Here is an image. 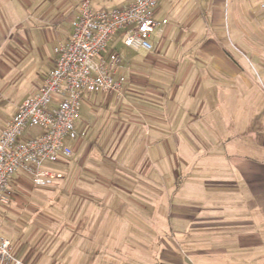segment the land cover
Here are the masks:
<instances>
[{"label":"crops","instance_id":"1","mask_svg":"<svg viewBox=\"0 0 264 264\" xmlns=\"http://www.w3.org/2000/svg\"><path fill=\"white\" fill-rule=\"evenodd\" d=\"M126 1L128 0H93L91 5L94 10L109 11L127 8L135 0H129L127 7H108ZM253 2L262 3L261 7H264V0H159L155 20L158 23L156 29L164 27L161 41L154 43L153 51L143 50L141 67L135 66L136 70L130 75L127 76L120 68L117 71L118 76L125 78L124 98L115 97L116 105L125 119L120 124L119 143L112 145L108 158L117 155L120 150L122 152V145L125 144L126 148L122 152L124 164L119 165L134 172L135 180L148 185L150 182L147 170L149 167L138 165L139 153L143 147H139L134 140L139 133L136 138H129L133 124H140L142 127L144 124L151 125L149 134L153 143L150 148L145 149L151 154L158 150L156 138L158 139L161 126L182 124L183 128L192 123L208 125L210 121H215L219 129L218 120L214 119L213 113L221 101L218 98L221 93L230 92V97L235 98L236 109L245 102L251 91L261 88V83L251 74L250 66L259 58L256 64L264 70V58L260 49H257L259 45L264 50V11L261 13L259 6H255ZM9 5L15 7L9 9ZM73 5L71 0H0V12L3 13L4 21V30L0 31V55L6 53V56L0 57V79L15 69L10 61V54L17 52L13 44L24 47L28 45L31 51L36 47L38 53L47 55L48 51L54 54L60 43L68 41L73 31V11L77 7ZM16 9L23 16L12 22L11 18L14 19V16L8 13H14ZM168 14H174L177 21L183 22L182 29H175L176 26L170 25ZM164 20L167 21L165 25L162 23ZM207 25L214 28L209 36L207 32L203 35ZM1 26L0 22V28ZM21 28L24 29L20 31ZM227 29H231L232 37ZM195 43L198 44L196 52L187 54L188 47ZM231 44L235 45V54L230 51ZM109 56L104 58L108 59ZM4 60L9 61L13 69ZM242 62L245 64L242 65ZM54 65L55 62L44 76H39L37 90ZM245 92L247 93L244 95L240 94ZM114 96L110 95L106 104ZM233 102L228 101L226 107L232 106ZM20 106L7 113L0 109L3 112H0V133L10 125ZM130 107L138 113L137 116L129 113L127 109ZM174 107L181 111L179 115L174 112ZM196 109L199 111H195ZM239 120L240 118L235 117V130ZM129 156H137L134 164L132 159H128ZM51 173L57 175V178L48 186H35L31 177L24 172L15 174L11 180V204L1 209L14 210L16 218L11 220L12 226L5 231L6 234L0 237L11 241V256L14 261L20 264H97V236H104L108 238L103 244V251L100 250L102 256L98 259V264H126L124 259L127 257L112 248L110 237L153 235L154 228L147 227L153 225H147L151 221L148 216L137 214L134 223L126 224L124 217L122 218L124 215L114 212L120 204L127 203L121 196L107 197L104 204L99 203L105 213H96L97 197L90 191L96 180H87L88 190L84 192V197L58 199L63 202V208L62 211H54L55 200L48 197L47 193L50 189L61 186V170ZM100 182L105 187L115 185L125 192L130 183L121 181L117 184L106 176ZM141 201L143 200L135 199L134 203L142 210L148 211V205H151V211L154 210L153 198L147 197L146 203ZM241 203L248 205L250 198H244ZM112 215L115 217L111 220ZM262 220L263 223L260 224L246 212L238 211L232 224H222L221 229L225 231L218 241L219 264H264V214ZM210 221H215L210 215L198 220L195 226L191 220L189 232L183 231V234L193 235V231L203 229L204 224L209 225ZM260 226H263L262 232L254 230ZM230 235L235 237L232 248L228 244ZM193 253L198 255V259H205L203 251L193 250ZM106 254L110 255L106 257ZM160 259L164 264L182 263L181 256L170 248L161 250Z\"/></svg>","mask_w":264,"mask_h":264},{"label":"rangeland","instance_id":"2","mask_svg":"<svg viewBox=\"0 0 264 264\" xmlns=\"http://www.w3.org/2000/svg\"><path fill=\"white\" fill-rule=\"evenodd\" d=\"M81 1L71 0V3L74 4L73 7L77 5L73 11V19L76 18L78 5ZM91 2L93 4V0ZM128 2L129 0L123 4H113L108 7H127L130 4ZM254 3L255 6H259V11L262 13L264 11V7H261L262 3ZM13 7L15 6L9 5L8 8L13 9ZM17 9L14 13H8L14 16V19L11 18L12 22L23 16V13ZM7 11L9 10L7 9ZM168 15L170 25L176 26L175 29H182L183 22L177 21L174 14ZM0 22L2 25L0 31L2 32L4 21L1 12ZM8 23L10 24V21ZM24 28L27 29V27ZM24 28L19 30L22 31ZM163 29V26L158 27L148 38L153 48L155 42L161 41ZM213 30L214 28L207 25L203 35L207 32L209 36ZM262 30L264 31V29ZM226 31L230 32L231 37L233 36L231 29ZM120 40L119 38L110 43L102 55L107 58L112 52L118 53L121 59L118 70L120 68L128 76L136 70L135 66L141 67L144 51H136L126 47ZM13 46L10 47L15 48L17 52L10 54L12 59L10 61H12L15 69L0 79V109L6 113L12 112L27 98L36 94L35 92L39 90L36 89V84L40 82L39 76H44V73L56 61L55 52L53 54L48 51L47 55L44 53L41 55L36 47L31 51L28 45L24 47L13 44ZM197 47L198 44L196 43L190 45L187 54L195 53ZM257 49H260L262 58H264L263 47L258 45ZM230 51L235 54V45H230ZM3 56H6L5 52L0 55L1 58ZM24 57L27 58L23 59ZM258 59L254 60V65L250 66V70L254 78L263 87H257L251 91L245 98V102L236 109L235 98L230 97V92L221 93L218 96L221 101L214 108L213 113L214 119L218 120L219 129H217L215 121H210L208 125L200 122L192 123L183 128L182 124L161 126L158 139L156 138L158 150L149 154L145 149L150 148L153 143L149 134L151 125L144 124L142 127L140 124H133L129 138L131 136L136 138L139 133L137 139L133 140L138 143L139 147H143L139 153L138 165L149 167L147 168L150 178L149 185L145 182L142 183L141 180H135L134 172H129L125 170V167L119 165V163L124 164L122 152L126 148L125 144L122 145V152L120 150L117 155L108 158L111 154L112 145L115 146L119 143V128L125 119L124 114L120 113L116 105V95L109 104H106L109 96L86 94L81 101L80 116L75 122V130L79 137L69 141L72 150L71 158L55 164L44 163L42 166V169L48 172L61 170V179L59 180L61 186L50 189L47 193L48 197L55 200L54 211H62L63 202L58 199L77 196L82 198L84 192L88 190L87 180L90 182L96 180L94 187L90 188V191L94 192L97 197L96 213H105L104 208L99 203L104 204L107 197L121 196L127 203L120 204L114 212L124 215L122 218L124 217L126 224L127 222L129 224L134 223L137 214L148 216L151 221L147 225L153 224L147 226L154 228L152 229L153 235L110 237L112 248L121 251L127 257L124 259L126 264H164L160 259L163 248H170L176 255L181 256V264H200V262L219 264L220 252L217 250L218 241L222 238L220 235L225 231L221 229L223 223L232 224L235 213L238 211L246 212L256 222L263 223L264 70L256 64ZM4 62L9 67L12 66L9 61L4 60ZM244 64L245 62H242V65ZM173 78L175 79L174 76ZM228 101H234L232 106L226 107ZM127 110L130 111L131 115H138L131 107ZM173 110L178 112V115L181 112L176 107ZM2 111H0L1 114H3ZM195 111H199V109ZM235 117L240 118L236 130ZM42 133L41 128L29 126L25 130L22 140L30 139ZM136 158L137 156L128 157L129 160L132 159V164ZM21 173L23 172L18 171L16 174ZM104 176L112 178L113 182L117 184L121 181H129L131 185L130 183L127 185L129 187L127 191L131 193L121 191L115 185L105 187L100 182ZM221 183L225 184L221 186ZM147 197L154 199L153 211H151V205H148V211H145L134 203L135 199H142L146 203ZM242 197H249L250 203L244 206L241 203L244 199ZM1 207L4 206L0 205V211H2L0 236H3L6 234L5 231L11 228V220L16 218V214L14 210V212L10 209L6 210L7 208L3 210ZM206 215L215 219L214 222H209L211 226L204 224L203 229L199 228L193 231V235L183 234V231L189 232L191 220L195 226L198 220L203 219ZM114 217L112 215L111 220ZM254 230L262 232L263 226L255 227ZM134 232L136 231L134 230ZM232 236L228 237V244L231 248L235 244V237ZM107 238L97 236V264L98 259L102 256L100 250L103 251V244ZM193 250L203 251L205 259H198L196 257L198 255L193 253ZM109 255L106 254V257Z\"/></svg>","mask_w":264,"mask_h":264},{"label":"built area","instance_id":"3","mask_svg":"<svg viewBox=\"0 0 264 264\" xmlns=\"http://www.w3.org/2000/svg\"><path fill=\"white\" fill-rule=\"evenodd\" d=\"M159 0H135L124 9L94 10L91 0H82L73 31L55 48L56 61L36 94L18 108L12 122L0 133V205L11 204L10 183L18 171L28 174L35 186H48L57 178L44 171V163H59L72 156L69 141L79 135L75 122L86 94L116 95L123 99L125 78L117 75L118 53L108 59L103 53L120 38L133 50H153L148 41L158 23ZM164 25L167 21L162 22ZM43 133L22 140L28 127ZM20 264L11 256V241L0 237V264Z\"/></svg>","mask_w":264,"mask_h":264}]
</instances>
